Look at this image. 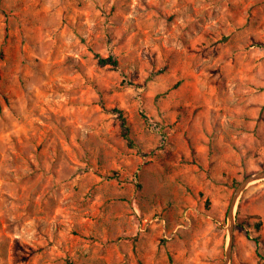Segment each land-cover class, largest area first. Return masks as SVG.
<instances>
[{"label": "rangeland", "instance_id": "374dc122", "mask_svg": "<svg viewBox=\"0 0 264 264\" xmlns=\"http://www.w3.org/2000/svg\"><path fill=\"white\" fill-rule=\"evenodd\" d=\"M260 170L264 0H0V264H224Z\"/></svg>", "mask_w": 264, "mask_h": 264}, {"label": "water", "instance_id": "95a60500", "mask_svg": "<svg viewBox=\"0 0 264 264\" xmlns=\"http://www.w3.org/2000/svg\"><path fill=\"white\" fill-rule=\"evenodd\" d=\"M264 179V170L257 171L253 174H250L246 176L244 179L240 181L236 189L234 190V193L232 195L229 209H228V245L226 249V258L224 264H229L230 257H231V251H232V245H233V239H234V230H235V221H236V209L239 202V199L242 195V193L245 191V189L254 182L260 181Z\"/></svg>", "mask_w": 264, "mask_h": 264}, {"label": "trees", "instance_id": "16d2710c", "mask_svg": "<svg viewBox=\"0 0 264 264\" xmlns=\"http://www.w3.org/2000/svg\"><path fill=\"white\" fill-rule=\"evenodd\" d=\"M96 57L98 61L103 65L105 64H111L113 66L119 65L118 60L116 58H113L112 56L103 57L100 54H96ZM114 112L117 114V117L120 121L121 133L124 139L127 141V145L130 147H134L135 143L131 136V126H130L127 116L125 115L124 111L120 108H115ZM261 224H262V221L259 218L258 221L255 223L256 229H259ZM255 242H256V249H257L258 255L261 260H264V254L260 251L258 238H255Z\"/></svg>", "mask_w": 264, "mask_h": 264}]
</instances>
